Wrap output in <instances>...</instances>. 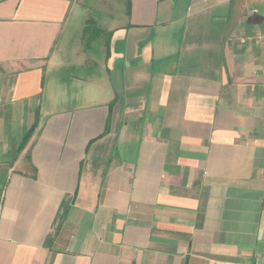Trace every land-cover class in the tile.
Instances as JSON below:
<instances>
[{
	"label": "crops",
	"instance_id": "0c3cea01",
	"mask_svg": "<svg viewBox=\"0 0 264 264\" xmlns=\"http://www.w3.org/2000/svg\"><path fill=\"white\" fill-rule=\"evenodd\" d=\"M86 1L0 0V264H264L259 0Z\"/></svg>",
	"mask_w": 264,
	"mask_h": 264
},
{
	"label": "rangeland",
	"instance_id": "374dc122",
	"mask_svg": "<svg viewBox=\"0 0 264 264\" xmlns=\"http://www.w3.org/2000/svg\"><path fill=\"white\" fill-rule=\"evenodd\" d=\"M94 1L95 0H87L84 4L90 5L91 10L88 11L90 8L88 10H86L85 8L84 9L80 8L79 10L75 11L74 14H72L68 24L66 25L64 35H65V37H67L69 39L68 50L70 52L75 47L76 43H80L81 34H82L81 29L84 26L85 18L87 16L93 17L95 19L98 18L100 12L97 9H95V7L99 8L103 11H117L120 0H97L96 2H94ZM257 3H258V5L249 6V10L250 11H255V9L259 10V12L261 13V18L264 19V0L256 1V4ZM97 27L100 28V25L98 24ZM93 37H92V39H93ZM92 39L87 40L88 43H90L92 41ZM94 42H95L94 45L97 44V38L95 39ZM93 48H95V47L91 48L92 51H93ZM69 58L72 60L73 55L69 56ZM78 72H80V71H78ZM68 93H69V88H68Z\"/></svg>",
	"mask_w": 264,
	"mask_h": 264
},
{
	"label": "trees",
	"instance_id": "16d2710c",
	"mask_svg": "<svg viewBox=\"0 0 264 264\" xmlns=\"http://www.w3.org/2000/svg\"><path fill=\"white\" fill-rule=\"evenodd\" d=\"M90 24H93V22H91V21H88V24H87V25L89 26ZM86 30H87V28H86Z\"/></svg>",
	"mask_w": 264,
	"mask_h": 264
}]
</instances>
